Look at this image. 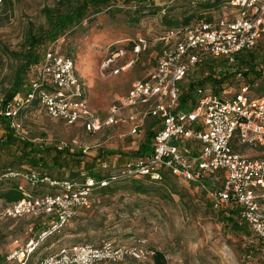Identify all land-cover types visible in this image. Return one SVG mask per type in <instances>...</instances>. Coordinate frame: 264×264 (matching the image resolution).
<instances>
[{
	"label": "built area",
	"instance_id": "2783aa9c",
	"mask_svg": "<svg viewBox=\"0 0 264 264\" xmlns=\"http://www.w3.org/2000/svg\"><path fill=\"white\" fill-rule=\"evenodd\" d=\"M200 1L214 7L199 21L153 39L161 46L154 72L144 81H134L105 116L91 112L75 60L51 49L34 69L28 90L16 94L1 109L0 118L10 120L17 136L23 132L19 115L33 104L51 119L70 126L80 124L88 134L131 125L129 133L134 135L149 119L158 121L159 127L148 156L114 168L102 180L89 176L74 181L57 180L32 170H5L0 181L20 180L32 188L45 186L53 191L40 196L23 192L19 201L0 207V223L21 217L50 219L44 229L0 264H113L153 255L139 245L119 246L106 240L98 246H62L31 262L40 244L89 209L96 191L132 179L159 182L166 174L203 190H207V179L217 180L220 175L218 191H209L214 207H237L238 220L264 244V159L245 157L238 151L248 148L264 153V95L255 96L249 83L238 85L230 97H218L195 86L194 103L188 101L186 109L179 108L181 84L196 65L215 59L233 67L240 55L251 52L264 37V0ZM150 42L138 37L129 49L131 60L121 70L148 51ZM125 55L124 48L108 52L103 69L110 70ZM111 72L116 75L119 70L111 68ZM236 77L244 81L240 72ZM19 189L23 190L21 186Z\"/></svg>",
	"mask_w": 264,
	"mask_h": 264
},
{
	"label": "rangeland",
	"instance_id": "374dc122",
	"mask_svg": "<svg viewBox=\"0 0 264 264\" xmlns=\"http://www.w3.org/2000/svg\"><path fill=\"white\" fill-rule=\"evenodd\" d=\"M58 1L9 0L7 4L0 2V111L11 90L18 67L24 64L23 55L30 48V36L40 38L42 31L47 29L42 10L56 7ZM148 4L159 10L165 9L178 14L187 7L185 0H150L146 3ZM134 9V6L119 1L111 9L119 10V14L100 13L93 22L84 21L78 27L68 30L55 42L46 41L33 49L39 55L51 48L73 56L89 108L100 117L105 116L116 100L127 93L134 81L146 80L156 68L161 46L153 39L163 32L159 23L163 12L156 16L142 15L134 24L128 20V12H133ZM138 37L151 41L148 51L139 56L131 66L121 70L132 58L129 49H125L126 55L117 59L111 66L112 69L119 70L116 75L111 72V68L103 69V61L108 52L125 48L129 40ZM251 52V62L255 71L261 75L254 79V86L257 87L264 84V37ZM244 56L240 55L233 67H227L215 59H208L196 65L181 84L179 108L186 107L188 101H195V86L218 97H230L238 85L248 83L249 78L244 77V81H241V78L236 77L237 73L246 70L241 63ZM233 70L236 71L235 76L232 74ZM221 78H224L221 85L212 84V80ZM30 81L29 73H25L24 84L29 86ZM188 92L190 97L183 102ZM18 121L23 132L19 136L13 133L17 141L39 144L44 157L50 162H53L52 157L56 153L53 148L57 151L67 149L68 152L57 153V161L64 167L60 170L53 167L52 169L54 173L64 174V177L72 172L79 174L80 178L89 171H101L105 174L114 168L133 164L138 157L132 153L147 140L151 122L145 120L139 132L132 135L129 133L131 125L88 134L80 124L66 125L60 120L47 117L40 110L23 111ZM6 135L7 130L0 127V166L11 161L12 157L20 155L21 145L8 142ZM238 151L245 157H264L261 151L248 148H239ZM122 158L126 159L123 161L125 164L121 162ZM25 167L16 169L25 170ZM2 172L3 169L1 171L0 168V173ZM216 178L218 179L206 180L207 190L188 186L180 180H172L171 187L153 185L145 194L132 193L128 189V183L113 185L111 189L116 191L112 196H100L96 192L92 196L90 209L81 211L79 217L60 233L40 244L31 262L55 253L62 246H98L102 241L109 240L119 246L139 245L145 252H161L165 264H264V245L252 231L246 225L240 230H234L226 222L228 210H231L233 205L214 207L209 191H218L216 189L220 188L221 179L219 176ZM10 183L0 181V189L7 188ZM18 183L22 191L31 196L53 191L45 186L32 188L23 181ZM4 205L5 202L0 199V207ZM49 221L50 219L45 217H21L1 222L0 263L13 250L22 247L30 238L36 236ZM93 221L102 222V227L91 228L89 224ZM152 256L149 255L140 261L126 259L113 264H153Z\"/></svg>",
	"mask_w": 264,
	"mask_h": 264
},
{
	"label": "trees",
	"instance_id": "16d2710c",
	"mask_svg": "<svg viewBox=\"0 0 264 264\" xmlns=\"http://www.w3.org/2000/svg\"><path fill=\"white\" fill-rule=\"evenodd\" d=\"M1 1L6 4L9 3V0H1ZM119 1H122L123 3L130 6H134L135 11L128 12V16H129L128 20H130V22L134 24L138 22L139 18L142 17V15L149 14L156 16L159 12L162 11L163 16L160 19L159 23L163 29V32H161L160 34L169 30L182 29L193 22H197L203 18V14L205 12L211 10L214 7V4H210L208 2H204L200 0H185L187 1V7H185L183 11L178 14L173 12L170 13V11H165V9L159 10L158 8H155L152 4L146 5V3L150 0H59L58 3L56 4V7L44 8L42 10L45 22L47 24V29L42 31L40 38L35 35L30 36L29 39L30 48L26 52V54L23 55L24 64L18 67L16 77L14 78V81L11 86V90L9 91V94L7 95L6 99L3 101L2 108L9 101H11L16 94L19 93L24 94L28 90L29 88L28 84L27 85L24 84L25 73H29L30 78H32L33 71L38 67L43 57V54L47 52L49 49H51L49 48L39 55L35 52V50H33L34 48L38 47L39 45L43 44L46 41L55 42L60 37H62L68 30L78 27L84 21L88 23L93 22L94 18L100 13L108 12L110 13V15H114L115 13L119 14L120 13L119 10L111 11V9ZM135 40H129L124 49H130L132 43ZM251 53L252 52L244 54L245 56L241 60L242 61L241 63L245 66L246 70L240 71V73H242V76L249 78L248 83L250 85H253L251 88L255 96L262 97L264 95V84L257 87L254 86V82H253L254 79L261 77V75L260 72L255 71V67L251 62L252 61ZM65 55L73 58V56L70 54L69 55L65 54ZM223 79L224 78L218 80L214 79L212 80V84L221 85V83L224 82ZM189 97H190V92L186 93V96H184L182 101L185 102V99ZM192 103H194V101ZM183 108L186 109L185 106H183L182 109ZM30 110H38L36 104H33L30 108H27L26 110L23 111H30ZM149 120L151 122L149 129L147 131V138H146L147 140L138 147L136 152L132 153V155H134L135 157H140V158L145 157L148 156L150 153V146H149L150 138L154 134L152 128H155L159 123L156 120H152V119ZM0 127L7 130L6 139L8 142L18 143L19 145H21L20 155L12 157L11 161L1 165L0 166L1 171L2 169L3 172L7 169L17 170L19 168H22L23 166H26L25 170H19V171L32 170V171H36L40 176H47L57 180L74 181L84 178L82 176H81L82 178H80L79 174H75L72 172L67 177H64L63 176L64 174L61 173H54L52 167L57 168L59 170L64 167L60 164V162L57 161L58 159L57 153H61L63 151L68 152L67 149L57 151L56 148H53L56 151V153L52 157L53 162L52 161L50 162L49 159H46L44 157L43 150L39 144H35L33 142L23 141V140L17 141V138L13 134L14 131L10 126V120L3 117L0 118ZM108 153H112V152L108 151ZM3 172L0 173V175L3 174ZM84 176L85 177L89 176L91 178H94L95 180H102L103 178H108L109 172L103 174V172L101 171L97 173H93L89 171ZM172 180H177V179H175L174 177L168 174L164 175L162 180L159 182H153L148 178L134 179V180L132 179L121 182H115L109 185L108 187L102 188L96 192L100 196H112L116 191L111 189L113 185L119 183L120 184L128 183V187H129L128 189H130L129 191H131L132 193L145 194L148 192L147 189L152 187L153 185H161L164 188L171 187ZM4 181L11 182L7 188L0 189V199L5 202V205L12 204L22 199L23 191L19 189L21 185L18 183L20 182V180H4ZM95 193H93V195ZM92 196L90 199V203H91L90 207L92 205ZM238 211H239L238 208L233 206L231 210H228V216L226 218V222L230 224V226L234 230H240L242 226L245 225L238 220ZM92 223L89 224V226H91V228L93 229H100L102 227V222L93 221ZM151 259L153 264H165L164 256L161 252H156V251L153 252V256Z\"/></svg>",
	"mask_w": 264,
	"mask_h": 264
},
{
	"label": "crops",
	"instance_id": "0c3cea01",
	"mask_svg": "<svg viewBox=\"0 0 264 264\" xmlns=\"http://www.w3.org/2000/svg\"><path fill=\"white\" fill-rule=\"evenodd\" d=\"M158 123H159V122H158ZM158 127H159V124H157V126H156L155 128H152V129L154 130V133H155V131L158 129ZM107 129H108V128H104L103 130H107ZM151 140H152V139H151ZM138 158H139V157H138ZM115 160H116V159H115ZM117 161H118V160H117ZM123 161H126V159H123V158H122L121 162H123ZM121 162H120V164H123V163H124V162H123V163H121ZM124 164H125V163H124Z\"/></svg>",
	"mask_w": 264,
	"mask_h": 264
}]
</instances>
